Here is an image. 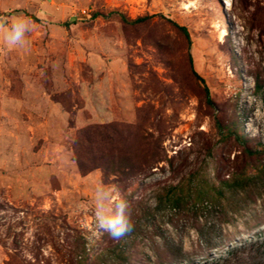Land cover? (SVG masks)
Returning a JSON list of instances; mask_svg holds the SVG:
<instances>
[{"label":"rangeland","instance_id":"1","mask_svg":"<svg viewBox=\"0 0 264 264\" xmlns=\"http://www.w3.org/2000/svg\"><path fill=\"white\" fill-rule=\"evenodd\" d=\"M16 16L32 30L15 47L0 30V264H111L118 251L128 264H264V226L243 228L264 198L238 217L154 202L190 174L264 163L216 128L234 121L264 149V0H0ZM101 190L127 201L134 233L97 234ZM226 233L233 247L206 251Z\"/></svg>","mask_w":264,"mask_h":264},{"label":"trees","instance_id":"2","mask_svg":"<svg viewBox=\"0 0 264 264\" xmlns=\"http://www.w3.org/2000/svg\"><path fill=\"white\" fill-rule=\"evenodd\" d=\"M11 13L3 14V16H8ZM112 15L117 16L122 23L129 25L144 24L156 17V15H150L130 20L117 11L109 13V16ZM90 16L93 20L103 15L100 13H92ZM30 18L37 22L35 17ZM167 22L175 27L186 39L189 38L184 27L178 26L171 21ZM63 26L66 27L67 23H64ZM216 128L221 142H227L228 140L233 139L243 148V151L249 158L258 156L264 152L261 144H258L259 150L246 147L245 144L247 143V140L242 134L238 123L233 121L224 125L218 122L216 123ZM77 136L83 135L79 132ZM75 146L80 147L81 144H79V142H75ZM263 198L264 163H259L252 167L250 171L241 170L233 172L228 175L227 179L221 181L211 178L205 179V176L199 175V173L190 174L177 184L165 186L156 191L154 195V202L156 210L168 207L174 211V215L178 216V218H198L199 214H202L203 211L216 208L222 210L224 209L226 212L228 210L233 217H238L240 211L244 210L250 204L256 203L258 199ZM230 222V220L227 221V223ZM243 226L246 231H250L245 234L252 233L254 235H258L260 233L259 230L262 226H264V214L259 215L254 213V215H250L249 219L243 222ZM134 232L135 227L133 228V231L127 235H131ZM240 234L243 235V233ZM229 244L230 247H233L236 244V238L235 236L226 233L223 235L220 243H208L205 249L206 251H211L212 249L219 250L225 247L227 248ZM115 248H117V246ZM114 251L115 250L112 252ZM81 256V263H83L86 261V255L82 254ZM178 258L179 257L176 256H170L166 261L160 264H177L179 260ZM111 264H128V262L124 253L122 251H118L117 253H114V260ZM186 264L188 263L186 262Z\"/></svg>","mask_w":264,"mask_h":264},{"label":"clouds","instance_id":"3","mask_svg":"<svg viewBox=\"0 0 264 264\" xmlns=\"http://www.w3.org/2000/svg\"><path fill=\"white\" fill-rule=\"evenodd\" d=\"M5 28L7 43L13 47L21 45L26 40V34L32 30L30 19L21 16L12 17L10 20L0 17V30ZM95 228L98 235L107 233L113 240H119L131 233L134 224L127 201L111 195L105 197L101 190L95 212Z\"/></svg>","mask_w":264,"mask_h":264}]
</instances>
